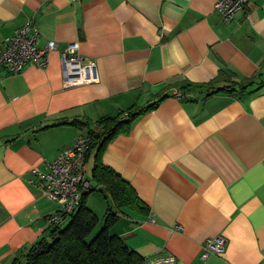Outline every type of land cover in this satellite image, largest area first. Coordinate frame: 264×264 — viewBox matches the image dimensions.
Returning <instances> with one entry per match:
<instances>
[{"label":"crops","instance_id":"0c3cea01","mask_svg":"<svg viewBox=\"0 0 264 264\" xmlns=\"http://www.w3.org/2000/svg\"><path fill=\"white\" fill-rule=\"evenodd\" d=\"M216 1L0 0V50L28 19L38 46L56 43L45 68L0 65V264H19L48 233L58 204L31 170H46L86 130L72 121L155 102L88 153L92 186L98 158L144 205L118 209L110 232L150 262L263 264L264 0L228 22ZM73 41L95 61L97 81L64 84L60 53ZM258 74L248 93L218 90ZM84 203L103 215L112 204L102 187ZM216 236L224 252L201 259V245Z\"/></svg>","mask_w":264,"mask_h":264},{"label":"trees","instance_id":"16d2710c","mask_svg":"<svg viewBox=\"0 0 264 264\" xmlns=\"http://www.w3.org/2000/svg\"><path fill=\"white\" fill-rule=\"evenodd\" d=\"M259 76L260 74L217 89L248 93ZM155 105L157 102L133 111L124 110L128 115L123 119L120 118L122 111L115 117H104L94 123L73 120V123L82 124L86 128L83 133L91 136L87 157L92 149L96 148L100 151L109 139L126 131L134 117ZM92 177L97 182V186H92V189L102 187L106 197L113 204L108 207L104 215L103 226L94 236L88 238L97 222V216L86 207L85 193L62 221L48 226V233L28 248L19 264H152L110 232V226L117 217L118 209L144 211V205L133 187L116 171L101 163L98 158L92 167Z\"/></svg>","mask_w":264,"mask_h":264},{"label":"built area","instance_id":"2783aa9c","mask_svg":"<svg viewBox=\"0 0 264 264\" xmlns=\"http://www.w3.org/2000/svg\"><path fill=\"white\" fill-rule=\"evenodd\" d=\"M251 0H217L215 10L223 21H231ZM39 30L31 19L26 20L10 35L3 38L0 50V65L11 73L20 72L25 66L33 65L45 68L49 53L56 49L54 41L38 46ZM62 77L66 86L97 81L96 64L78 51L77 42H69L60 53ZM175 96L182 97L180 91ZM123 111L120 118H126ZM91 136L87 133L77 135L73 144L63 148L56 157L48 162L46 170L33 167L31 172L36 176V185L58 208L46 216L47 226H52L70 213L80 202L83 194L92 190L91 183L84 178V167L87 152L90 149ZM225 239L222 236L207 239L201 245L200 258L205 260L212 255L224 252ZM152 264H171L166 261H154ZM264 264V259H263Z\"/></svg>","mask_w":264,"mask_h":264},{"label":"rangeland","instance_id":"374dc122","mask_svg":"<svg viewBox=\"0 0 264 264\" xmlns=\"http://www.w3.org/2000/svg\"><path fill=\"white\" fill-rule=\"evenodd\" d=\"M89 174V173H88ZM94 193V192H92ZM96 193V192H95ZM97 196V194H96ZM95 194H93V197H96ZM99 197V196H97ZM98 210V209H97ZM96 216H97V222L95 224V226L92 228L90 235L88 236V238L92 237L95 235V233L103 226L104 224V213L102 211H96Z\"/></svg>","mask_w":264,"mask_h":264}]
</instances>
